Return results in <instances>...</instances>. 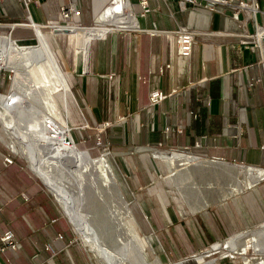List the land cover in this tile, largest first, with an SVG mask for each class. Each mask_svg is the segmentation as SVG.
Listing matches in <instances>:
<instances>
[{
	"label": "crops",
	"instance_id": "crops-1",
	"mask_svg": "<svg viewBox=\"0 0 264 264\" xmlns=\"http://www.w3.org/2000/svg\"><path fill=\"white\" fill-rule=\"evenodd\" d=\"M114 1L30 0L26 4L24 0H0V23L10 31L11 25L23 27L30 20L44 29L71 25L77 33L78 27L87 28L94 21L97 27L83 30L78 69L84 74L92 72L94 79L84 78L79 99L84 107L96 108L103 105L98 102L100 92L109 93L108 120L124 121L117 132L123 144L131 139L140 144L136 148L180 150L179 154L194 158L192 163L206 165L214 160L215 169L211 170L220 174L225 162L264 170V40L258 43L252 38L264 29V0H233L230 6H218L215 11L205 4L181 5L179 0H151L143 10L140 0H117L123 14L105 19L107 12L115 9L111 7ZM240 2L250 7L240 9ZM72 5L80 15L65 21L62 10ZM125 15L135 18L133 25L123 23ZM113 27L133 31L113 32ZM181 27L194 33L188 58L178 54L173 33ZM154 91L166 96L157 106L150 104ZM92 111L91 122H105L100 111ZM6 156L12 157L0 151V264H90L54 196L29 174L20 179L21 167L14 157V164L6 166ZM263 224L261 180L201 211L174 214L159 223V262L172 264ZM7 231L14 232L17 251L2 243ZM209 264L244 263L231 256Z\"/></svg>",
	"mask_w": 264,
	"mask_h": 264
},
{
	"label": "rangeland",
	"instance_id": "rangeland-1",
	"mask_svg": "<svg viewBox=\"0 0 264 264\" xmlns=\"http://www.w3.org/2000/svg\"><path fill=\"white\" fill-rule=\"evenodd\" d=\"M131 18L134 19L133 16ZM4 24L0 23V36L9 38L11 31ZM97 26L98 24L96 25L93 21L92 25L86 26L87 28L78 27L77 33L73 35H55L53 33L54 28H71V25L53 26L51 27L52 29L43 28L41 30L50 37V46L64 69V73L66 74V76L63 74L64 77H67L70 84V91L63 88V90L54 94L56 108L53 118L62 128L68 131L70 138L81 152L88 153L92 159L106 158L108 160L115 175L112 180L117 187H113L110 190L99 188V191L96 192L88 186L82 187L80 184L81 180H78L79 177L77 178L76 175L65 174L58 169L54 170V178L71 198L76 208L75 213L78 214V219L80 222L83 221L81 224L83 226L87 225L86 228L88 227L92 231H95L102 239L105 247L113 252L116 258L122 260L124 264H161L156 248L159 245L157 239L159 235L157 226L159 223L162 224L166 220H170L174 214L179 216L183 214L185 216L201 211L205 207L212 206L226 197L243 191L250 184V177L247 170H244L243 174L240 175H236L234 169L232 172H228V175L226 173L220 174L221 172L219 171L205 170L203 167L204 163L198 161L189 164L178 161L175 168H171L167 161L159 160L157 156H168L175 152L179 154L180 150H173L162 146L136 148L140 144L136 140L131 141V139L130 141L125 140V144H123V140L118 137L120 134L117 132L119 131V127L125 123L124 121L114 123L108 120L110 107L107 105L109 100L107 101L106 96L107 94L109 96V93L105 90L100 92L101 99L98 100L99 103H103L102 106L96 108L93 106L91 108L84 107L79 99L78 89L79 86H84V78H87L85 80H92L94 77L92 72L84 74L78 70L82 63V48L84 46L85 35L83 30ZM111 27L106 25L108 29ZM14 30L18 31H16L14 38L12 37L11 40L15 41L18 45L23 47L38 45L39 41L33 29L17 27ZM112 30L113 32L122 33L133 31H117L119 29L114 27ZM71 36H75V41ZM60 69L62 71L61 67ZM14 76V73L7 69H3L0 72V97L2 96L3 99L13 94ZM29 79L32 81L35 79V82L40 85L44 82L43 78L39 75L37 76V74L30 75ZM23 82L25 83L24 80ZM89 86L95 87L96 85L91 84ZM100 87H103V85ZM19 93L16 92L14 95L20 97L21 93ZM92 94L93 91L90 90L88 96H90L91 103L93 102ZM97 94L99 95V93ZM111 102L113 103L111 107L113 113L115 102L113 94ZM93 108L95 111L101 112V117L104 118L105 122L90 121L89 115L94 112L92 111ZM1 110L2 108L0 107V112H2ZM32 124V122H28L23 125L28 126ZM5 133L4 124L0 119V134H4L3 139L0 137V151L10 154L15 158L17 164L21 167L20 179L29 174L52 196L43 185V180L33 171L31 163L27 161L25 156L12 150L13 144L16 143L15 145L18 146L16 138L12 134ZM110 142H112V146L109 145ZM38 149L42 151L44 148L39 146ZM145 154L148 155L147 158L144 157ZM180 155L187 156L184 154ZM40 156L45 164L51 161L50 157L45 156V153H40ZM187 157L192 156L189 155ZM252 185L254 186V184ZM49 190L51 191L50 188ZM228 191L230 194L227 196L226 193ZM53 195L56 197L55 194ZM58 202L59 204L57 203V205L62 215L69 223L71 222L70 226L73 236L77 243L82 246L86 259L90 264H102L86 243L89 232L83 231V234L82 231H78L71 218L67 215L63 205L59 200ZM114 218L116 225L113 224ZM120 221L121 223H119ZM116 227L119 228L118 231ZM95 232L94 234L96 235ZM82 235H85V237ZM238 236L229 241L220 242L219 245L215 244L216 246L213 245L202 252L188 256L189 258L173 261L172 264H192L193 261L197 262L198 259H201V256L203 259L200 264H209V262L212 263L223 258H230L231 256H234L236 261L244 264H246V259H250L254 264H257L259 259L264 260V224L262 227L244 232ZM118 239H123L125 245L129 242L132 243V252L128 257V253L116 244ZM256 240L261 241L262 249L249 245L244 254L240 255V253H237L245 245L252 242L256 243ZM227 243L230 246L228 251L215 252L214 255L212 254L210 257H207V253H212L216 248L222 250V246ZM195 264H198V262Z\"/></svg>",
	"mask_w": 264,
	"mask_h": 264
},
{
	"label": "bare ground",
	"instance_id": "bare-ground-1",
	"mask_svg": "<svg viewBox=\"0 0 264 264\" xmlns=\"http://www.w3.org/2000/svg\"><path fill=\"white\" fill-rule=\"evenodd\" d=\"M118 2L121 1L119 0ZM113 6L115 9L108 11L105 19H112L116 13L123 14L121 3H118L116 6L115 0L112 7ZM131 16L125 15L123 23L129 26V24H131L130 22H132L133 25L135 18L133 19ZM54 29H59L61 31L67 29L69 33L66 35L75 34V31L70 28ZM36 32L38 34L39 43L37 46L30 47L20 46L10 38L0 36V72L3 69H7L12 71L15 75L13 81V94L4 99L2 96L0 97V107L2 108L0 119L4 124L5 134H12L16 138L18 146L15 145L16 143L13 144L11 147L12 150L15 153H21L25 156L27 161L31 163L33 171L51 189L53 194L56 195L67 215L75 224L77 230L89 232V234L87 233L88 240L86 243L90 246L99 261L102 264H124L122 260L116 258L115 254L105 247L102 243V239L95 231H92L88 227L86 228L87 225L83 226L81 224L83 221L80 222L78 219V214L75 213L76 208L71 198L54 178V170L58 169L65 174L76 175L77 178L79 177L78 180H81L80 184L82 187L88 186L96 192L99 191V188L110 190L113 187H117L112 180L115 175L108 160L106 158L92 159L88 153L81 152L75 144L71 146L68 145L67 141L71 139L68 131L62 128L53 118L56 108L54 94L62 88H67V82L51 50L46 34L38 27L36 28ZM34 74L43 78V84L40 85L36 83L35 79L34 81L29 79V76ZM16 92H20L21 96H15L14 94ZM28 122H32L33 124L28 126L23 125ZM39 146H42L44 149L39 151ZM40 153H45V156L50 157L51 161L45 164ZM157 158L167 161L171 168H175L178 161L189 164L194 160L192 157L177 153H172L168 156L159 155ZM225 168L228 169L226 171L227 175L228 172H232L234 169V167L227 164L223 165V171H225ZM247 172L250 177L249 183L251 187L253 186L252 184L264 180V170L262 169L252 168L248 169ZM99 182L101 183L99 184ZM229 194L230 192L228 191L226 195L228 196ZM120 200L122 201V199ZM113 221V224L116 225L115 218ZM119 223H121V221ZM119 226L121 225L119 224ZM118 229L119 228H117V231ZM82 236L85 237V235ZM123 241V239H118L116 244L128 253V257L132 252V243L129 242L125 245ZM260 242L261 241L257 240L256 243L249 242L250 244L245 245L242 250L237 253H240V255L244 254L249 245L262 249ZM228 244L229 243L224 244L222 250L216 248L212 253H207V257H210L212 254L214 255L215 252L228 251L230 248ZM202 259L201 256V259L197 260L198 264H200ZM197 262L193 261L192 264ZM246 264L254 263L250 259H246ZM257 264H264V260L259 259Z\"/></svg>",
	"mask_w": 264,
	"mask_h": 264
},
{
	"label": "built area",
	"instance_id": "built-area-1",
	"mask_svg": "<svg viewBox=\"0 0 264 264\" xmlns=\"http://www.w3.org/2000/svg\"><path fill=\"white\" fill-rule=\"evenodd\" d=\"M26 4L30 2V0H24ZM151 0H140V5L143 10H146L149 2ZM170 1H176V0H170ZM128 2V1H127ZM181 5L186 4H192V5H199V4H205L206 8L209 10L215 11L218 6H230L233 2V0H179ZM249 4L246 2H240L239 8L240 9H246L249 8ZM62 17L65 21L70 20L73 16H79L80 11L77 9L75 5H72L68 8H63L62 10ZM238 12L235 14L237 17ZM177 37V44H178V54L182 57H190L192 54V47L194 43V33L189 31L185 27L179 28L177 31L173 32ZM252 38H255L256 41L259 43L261 40H264V29L260 28L256 32L255 35L252 36ZM166 99V96L159 91H154L150 95V104L152 106H157L161 104ZM74 141L72 139H68L67 144L68 145H74ZM4 163L6 166H11L14 164V158L10 156H6L4 159ZM2 243H4L6 248H9L13 251H17L19 249V242L12 231H7L3 234L1 237ZM2 251H5L2 249Z\"/></svg>",
	"mask_w": 264,
	"mask_h": 264
},
{
	"label": "water",
	"instance_id": "water-1",
	"mask_svg": "<svg viewBox=\"0 0 264 264\" xmlns=\"http://www.w3.org/2000/svg\"><path fill=\"white\" fill-rule=\"evenodd\" d=\"M35 26H37L39 29H43L44 28V26H40V25H38V24H35V23H33L32 22V20H30V23L29 24H24V26L23 27H30V28H32L33 30H34V33H35V36H36V38H38L37 36H38V34H37V32H36V28H35ZM62 26H66V25H62ZM16 27H18L16 24L15 25H11V33H12V31L16 28ZM47 28H49V29H52L51 28V26H48ZM54 34H68L69 33V31L67 30V29H65L64 31H61V30H59V29H54ZM11 33L9 34V38L10 39H12V37H11ZM225 164H227V165H230V166H232V167H234V172H236V175H240V174H243V171L244 170H248V169H252V168H254V167H251V166H243V165H237V164H230V163H226L225 162ZM204 167V169L205 170H211V169H215V162H214V160H211V161H208L207 163H206V165H204L203 166ZM255 169V168H254ZM257 169V168H256ZM228 169H226L225 168V171H223L224 173H227L226 171H227ZM42 181V180H41ZM259 182V181H258ZM258 182H256V183H254V185H256ZM42 183H43V185L48 189V191L53 195V193L49 190V188L46 186V184L42 181ZM237 186V185H236ZM247 187H251L250 186V184H248V186ZM234 192V191H233ZM54 196V195H53ZM55 197V196H54ZM55 199H56V201L58 202V200H57V198L55 197ZM59 203V202H58ZM64 212V211H63ZM65 214V213H64ZM65 216H66V214H65ZM67 217V216H66ZM71 223V222H70ZM263 226V225H262ZM261 226V227H262ZM240 235H242V234H240ZM227 241H229V240H227ZM225 243V242H224ZM225 249H227V248H225Z\"/></svg>",
	"mask_w": 264,
	"mask_h": 264
},
{
	"label": "trees",
	"instance_id": "trees-1",
	"mask_svg": "<svg viewBox=\"0 0 264 264\" xmlns=\"http://www.w3.org/2000/svg\"><path fill=\"white\" fill-rule=\"evenodd\" d=\"M15 32H16V30H14V31L12 32V37H13V38H14V36H15ZM100 141L103 142L102 140H100ZM109 145L112 146V145H113L112 142H110Z\"/></svg>",
	"mask_w": 264,
	"mask_h": 264
}]
</instances>
